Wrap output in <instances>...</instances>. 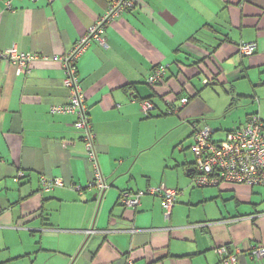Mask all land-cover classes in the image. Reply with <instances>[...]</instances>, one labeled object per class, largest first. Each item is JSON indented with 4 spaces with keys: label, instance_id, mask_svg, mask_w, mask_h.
<instances>
[{
    "label": "crops",
    "instance_id": "1",
    "mask_svg": "<svg viewBox=\"0 0 264 264\" xmlns=\"http://www.w3.org/2000/svg\"><path fill=\"white\" fill-rule=\"evenodd\" d=\"M112 1L0 0V52L15 48L40 57L20 75L0 60V264H224L217 250L225 247L239 252L238 264H264L254 254L264 248V185L196 187L195 159L185 153L193 123L180 137L173 136L180 131L176 120L166 129L178 151L172 141L164 157L156 148L162 116L182 109L184 119L213 113L202 97L209 85L193 95L200 76L212 88L229 85L230 95L251 99L245 117L225 133L252 115L264 122V0H139L105 29L107 47L90 45L77 68L108 184L101 191L88 188L93 171L76 117L51 114L70 93L62 64L48 58L69 53ZM244 43L255 45L252 56L241 54ZM160 66L167 69L164 85L151 87L147 78ZM240 81L251 86L245 94ZM162 97L166 112L156 113L154 99ZM182 98L189 103L167 114V103ZM144 100L155 106L151 117L142 111ZM20 172L25 177L16 181ZM42 177L59 178L65 187L42 192ZM160 187L181 192L171 226L162 220L161 194H145L136 208L119 204L124 192ZM218 199L217 216L203 211L192 221L189 212L178 223L179 210Z\"/></svg>",
    "mask_w": 264,
    "mask_h": 264
},
{
    "label": "built area",
    "instance_id": "2",
    "mask_svg": "<svg viewBox=\"0 0 264 264\" xmlns=\"http://www.w3.org/2000/svg\"><path fill=\"white\" fill-rule=\"evenodd\" d=\"M35 1V0H34ZM139 0H114L110 3L107 13L95 26L73 46L71 51L63 57L53 56L48 58L49 62L62 64L66 78L64 86L68 88L70 96L68 103L51 108L53 115H73L76 117L74 127L83 133L85 153L87 161L93 171V180L88 185L89 189L98 188L101 191L108 189L100 170L97 159L95 139L96 134L92 129L89 109L86 104V96L81 88L78 77L77 62L88 50L93 42L107 47L103 37L105 29L110 23L118 19L125 11L133 9ZM11 9L10 5L8 6ZM241 54L246 57L252 56L255 52V45L244 43L240 47ZM40 59L35 53H20L17 49H10L0 52V60L9 62L16 67L17 75L29 71V66ZM167 69L163 66L156 67L147 78L149 86L154 87L164 80ZM210 84L209 81L204 82ZM181 105L189 103L188 98H182ZM168 112L177 113L178 109L171 102L167 103ZM143 113L149 117L155 109L154 104L149 100L141 102ZM193 144L190 151L195 158L193 184L199 188L221 187L222 185H245L253 187L264 185V122L258 115L247 118L244 124L230 132L224 137H215L216 131L209 125L194 123ZM25 177L20 172L16 178L19 181ZM56 187H65L63 180L59 178L42 177L41 191L50 192ZM76 191L82 192V187H73ZM145 194L156 196L161 194L162 207L166 219H170L172 209L175 206L181 192L164 187L150 189L146 193H122L119 204L123 208H136L142 196ZM224 264H238L237 253H232L227 247L217 250ZM258 259L264 258V248L254 252Z\"/></svg>",
    "mask_w": 264,
    "mask_h": 264
},
{
    "label": "rangeland",
    "instance_id": "3",
    "mask_svg": "<svg viewBox=\"0 0 264 264\" xmlns=\"http://www.w3.org/2000/svg\"><path fill=\"white\" fill-rule=\"evenodd\" d=\"M192 83L200 90L203 88L204 80H203L202 76H200V77L194 78ZM238 87L241 90L240 93L245 94L244 92L247 91V88H245V87H251V86L249 85L248 81H240V85ZM224 88L221 86H216L215 88H212L209 86V87L205 88L204 91L202 92V97H205L208 102H210L214 105L212 107L213 113H211V114L205 115L204 117H202V116L195 117L196 119H192V118L184 119L183 117H184L185 111H184V109H182L179 113L177 112L178 114L169 115L167 117L162 116L158 120L160 132L162 134V139L156 148L161 149V155L163 157L166 154L168 155V151L166 153L165 148H170V147L175 146L174 144H172L170 142L173 139L170 138L169 135L166 133V129L169 127L171 121H173V120L177 121V124H178L177 130L182 129L183 127L185 128L187 125H189V127H192V123H194L195 121H198L199 119H201V120H199L201 125H206V124L209 125L206 121V120H209V123H210L212 129H214V128L215 129H221L219 132L216 133L215 137L222 138V137H224L225 131L234 128L233 124L234 123L237 124V122L239 121V118L245 117L246 106H248V104H250L251 99L249 97H246V96L237 97V95H239V94L237 92H235V93L231 94V95L235 96V100H233V98L230 97L231 95L229 93L230 92V86L229 85L226 86L227 89L226 88L224 89ZM154 100H155L156 105H158L159 109H160L159 111L155 110L154 112H156V113L157 112L158 113L159 112H161V113L166 112L165 101L167 99L162 100V99H156L155 98ZM175 105L177 106L178 109H180L181 100L179 99V100L175 101ZM193 110H194V112H197L198 107H196V108L194 107ZM179 118L182 120L183 124L181 123ZM183 134H184V131L180 130L179 132H177L173 136L180 137ZM172 142H176L175 143L176 146L173 148V151L174 152L178 151L179 147H180V143H178L175 140ZM190 144L187 145V143H186V145H184V148L185 149L189 148ZM185 153L189 156L190 160L194 161L193 159H195V158H194V156H192L193 154L191 153L190 150L185 151ZM177 154H178V152H177ZM195 189L198 190L199 188H195ZM207 189H209V188H205L204 190H207ZM217 201H220V204H221V199H218V200L208 201V202L204 203L201 207H194V208H192V210L189 208H187V210H185V209L179 210L178 215L180 217V220L178 221V223H180V224L186 223L188 220L187 217L189 216V212H191V214H192V217H191L192 221L201 220V218H202L201 212H203V211L208 212L212 216H217L216 212H215V206H216ZM227 204H229V203H227ZM164 213L165 212H163L161 215L163 223L167 224L168 226H171L170 225V223L172 222L171 218L166 219ZM160 223L161 222H157V224H160Z\"/></svg>",
    "mask_w": 264,
    "mask_h": 264
},
{
    "label": "trees",
    "instance_id": "4",
    "mask_svg": "<svg viewBox=\"0 0 264 264\" xmlns=\"http://www.w3.org/2000/svg\"><path fill=\"white\" fill-rule=\"evenodd\" d=\"M162 83H164V81H161L159 84H162ZM162 85H164V84H162ZM209 86H213L214 85V83L213 82H210V84H208ZM204 87H208V86H204ZM203 90V89H202ZM199 92H200V90L197 92V93H194L193 95H194V97H196V96H198V94H199ZM163 99L162 100H166V98H164V97H162ZM173 99V98H172ZM190 100V99H189ZM169 110V109H168ZM167 114H169V112L167 111ZM152 115H150L149 117H151Z\"/></svg>",
    "mask_w": 264,
    "mask_h": 264
}]
</instances>
